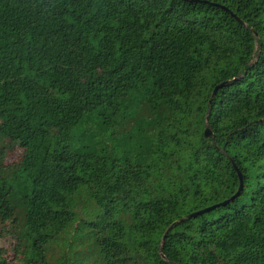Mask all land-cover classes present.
Wrapping results in <instances>:
<instances>
[{
	"label": "trees",
	"instance_id": "1",
	"mask_svg": "<svg viewBox=\"0 0 264 264\" xmlns=\"http://www.w3.org/2000/svg\"><path fill=\"white\" fill-rule=\"evenodd\" d=\"M141 121L123 161L84 128ZM13 146L0 264H264V0H0V165Z\"/></svg>",
	"mask_w": 264,
	"mask_h": 264
},
{
	"label": "rangeland",
	"instance_id": "2",
	"mask_svg": "<svg viewBox=\"0 0 264 264\" xmlns=\"http://www.w3.org/2000/svg\"><path fill=\"white\" fill-rule=\"evenodd\" d=\"M116 116H113L115 118ZM112 118V119H113ZM111 120V119H110ZM111 124H108L111 126ZM116 126H113L112 129L102 130L101 127L96 126L93 123H88L84 126L85 131L92 136V142L100 146H107L109 149L108 153L114 152V149L120 154L117 160H124V159H132V155L137 152L141 154H145L147 148L152 145V141H149L148 136L150 131L148 129L143 128L144 121H141L139 125H135L131 128L127 135L126 143L123 145L115 144L117 140L122 139L125 137L126 133L121 132L122 127L115 122ZM136 132H139L136 134ZM118 145V146H117ZM117 146V147H116ZM22 157V149L18 146H13L7 153L4 155L3 163L4 165H0V182L4 187H9L13 185L16 188L15 195L23 194L24 191L30 190V183L27 180L26 174L20 173V161ZM15 165L16 168L14 169L13 173L11 174L10 180L6 177L9 165ZM10 175V174H9ZM10 181V182H8ZM23 196H21L22 198ZM61 204L65 205L67 210L70 213H73V217L76 218L77 212V219L83 220H91L96 214L97 209L94 204H85L80 208V204H76L74 206L71 200H62ZM0 246H7V242L5 240L0 239Z\"/></svg>",
	"mask_w": 264,
	"mask_h": 264
},
{
	"label": "water",
	"instance_id": "3",
	"mask_svg": "<svg viewBox=\"0 0 264 264\" xmlns=\"http://www.w3.org/2000/svg\"><path fill=\"white\" fill-rule=\"evenodd\" d=\"M190 1H192V0H190ZM237 20H239V19H237ZM239 22L242 24V22H241L240 20H239ZM224 84H226V82H221V83L217 84V85L214 87V89H213V93H215L216 90H217L219 87H221L222 85H224ZM204 135H205V137H210V136L212 135L211 130H210L209 128H205V130H204ZM237 173H238V178H239V185H238V188H237L236 192L230 197V199L236 197V196L239 194V192H240V190H241V188H242V177H241V173H240L239 171H238ZM226 201H227V200H225L224 202H220V203H218V204H216V205H212V206H209V207L203 208V209H201V210H198V211L192 212V213L188 214L185 218H188V217H190V216H195L197 213H202V212H204V211H206V210L212 209L213 207H215V206H217V205H220V204H223V203H225ZM178 221H180V220H177V221L172 222V223L167 227V229L165 230V232H164V234H163V236H162V240L165 239L166 234L170 231V229L173 227V225H175Z\"/></svg>",
	"mask_w": 264,
	"mask_h": 264
}]
</instances>
